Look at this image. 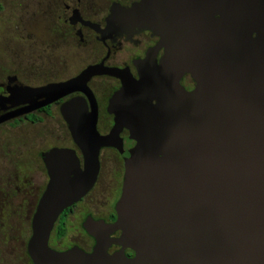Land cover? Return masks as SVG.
I'll return each mask as SVG.
<instances>
[{
	"label": "water",
	"instance_id": "water-1",
	"mask_svg": "<svg viewBox=\"0 0 264 264\" xmlns=\"http://www.w3.org/2000/svg\"><path fill=\"white\" fill-rule=\"evenodd\" d=\"M120 32L148 30L166 54L136 62L138 79L117 68L90 67L66 82L18 91L33 112L76 90L90 100L61 107L74 149L41 153L48 183L31 222L27 250L33 264H264V18L250 4L249 25H161L163 14L132 7ZM264 17V12H263ZM117 21V20H116ZM191 91L179 85L184 74ZM94 74L118 78L108 112L112 135L128 132L124 174L113 224L86 227L96 243L49 248L61 212L92 187L103 147L121 139L96 128V105L86 87ZM8 116L0 118L4 122ZM135 256L109 255L106 231Z\"/></svg>",
	"mask_w": 264,
	"mask_h": 264
},
{
	"label": "flooded vegetation",
	"instance_id": "flooded-vegetation-1",
	"mask_svg": "<svg viewBox=\"0 0 264 264\" xmlns=\"http://www.w3.org/2000/svg\"><path fill=\"white\" fill-rule=\"evenodd\" d=\"M251 3L261 9L263 22L264 0H0V14L6 19L0 26V118L9 117L0 123V126H17L25 122L36 124L45 119L55 120L64 127V134L70 139L82 165L80 152L72 141L60 109L64 104L79 99L84 101L88 111H91L89 98L82 91L76 90L33 112L20 114L19 111L26 107V104L20 103V88H41L66 82L90 67H97L100 71L117 68L138 79L136 62L144 60L147 54L151 53L155 54L159 63L166 54V48H158L160 38L151 31L120 32L110 28L109 25H127L119 20L120 14L132 7L140 11L145 8L147 11L161 12V25H249ZM27 8L31 13L41 10L40 17L44 19V25H47L52 34V38L47 42L35 34L38 43L33 41V50L27 46L24 37L20 40L13 26H10L20 25L25 20L20 19V16ZM21 29L25 34L34 33L29 28L27 31L24 27ZM179 85L191 91L195 82L191 75L186 73L181 77ZM120 86L118 78L107 74H94L86 81V87L96 105L97 131L102 136L121 139V146L120 149H100L99 169L94 184L82 198L64 209L54 223L48 239V246L52 250L61 252L77 247L91 252L96 241L86 231V227H98L100 223L110 225L117 219L115 208L122 187L123 157L124 152L131 146L125 129L112 135L114 117L108 112V105ZM103 151L112 152L120 164L114 172L115 183L108 191L103 189V182L101 183ZM39 157L41 159V153ZM43 167L47 181L33 206L29 219V237L23 248L28 264H33L27 250L32 235L31 222L48 183L44 164ZM69 232L75 238L73 244L62 248L51 244L54 240H62ZM106 234L109 239V255L122 252L128 259L135 256L130 248H123L116 243L121 237L120 230L106 231Z\"/></svg>",
	"mask_w": 264,
	"mask_h": 264
},
{
	"label": "rangeland",
	"instance_id": "rangeland-1",
	"mask_svg": "<svg viewBox=\"0 0 264 264\" xmlns=\"http://www.w3.org/2000/svg\"><path fill=\"white\" fill-rule=\"evenodd\" d=\"M30 11L27 8L20 16V19L25 18L20 25L10 26H13L19 39L24 37L27 46L33 50V41L37 42L35 34L45 42L52 38V34L40 17L41 10ZM5 20L0 14V26ZM22 27L34 33H23ZM64 133V127L51 119L36 124L25 122L17 126H0V264H28L23 248L29 237V219L47 181L39 154L52 148L73 149ZM119 166L112 152L103 151L101 183L105 191L115 183L114 172ZM74 239L69 232L62 240H54L51 244L62 248L73 244Z\"/></svg>",
	"mask_w": 264,
	"mask_h": 264
}]
</instances>
